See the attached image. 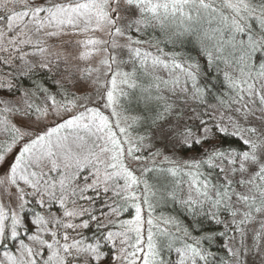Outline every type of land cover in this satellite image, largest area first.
<instances>
[{"label":"snow or ice","instance_id":"obj_1","mask_svg":"<svg viewBox=\"0 0 264 264\" xmlns=\"http://www.w3.org/2000/svg\"><path fill=\"white\" fill-rule=\"evenodd\" d=\"M0 264H264V0H0Z\"/></svg>","mask_w":264,"mask_h":264}]
</instances>
